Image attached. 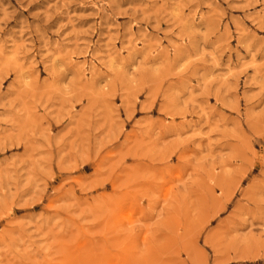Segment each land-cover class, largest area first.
I'll return each mask as SVG.
<instances>
[{
    "label": "rangeland",
    "instance_id": "rangeland-1",
    "mask_svg": "<svg viewBox=\"0 0 264 264\" xmlns=\"http://www.w3.org/2000/svg\"><path fill=\"white\" fill-rule=\"evenodd\" d=\"M0 264H264V0H0Z\"/></svg>",
    "mask_w": 264,
    "mask_h": 264
}]
</instances>
